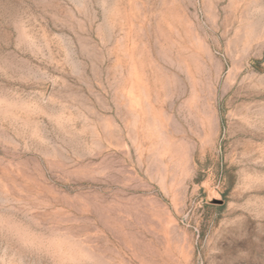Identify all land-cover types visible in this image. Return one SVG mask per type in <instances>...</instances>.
Wrapping results in <instances>:
<instances>
[{"label":"rangeland","instance_id":"374dc122","mask_svg":"<svg viewBox=\"0 0 264 264\" xmlns=\"http://www.w3.org/2000/svg\"><path fill=\"white\" fill-rule=\"evenodd\" d=\"M0 264H264V0H0Z\"/></svg>","mask_w":264,"mask_h":264}]
</instances>
